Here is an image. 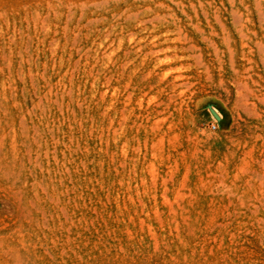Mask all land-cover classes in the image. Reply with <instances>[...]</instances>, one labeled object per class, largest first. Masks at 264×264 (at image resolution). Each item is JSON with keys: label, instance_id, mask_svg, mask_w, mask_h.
I'll use <instances>...</instances> for the list:
<instances>
[{"label": "rangeland", "instance_id": "1", "mask_svg": "<svg viewBox=\"0 0 264 264\" xmlns=\"http://www.w3.org/2000/svg\"><path fill=\"white\" fill-rule=\"evenodd\" d=\"M0 264H264V0H0Z\"/></svg>", "mask_w": 264, "mask_h": 264}, {"label": "water", "instance_id": "2", "mask_svg": "<svg viewBox=\"0 0 264 264\" xmlns=\"http://www.w3.org/2000/svg\"><path fill=\"white\" fill-rule=\"evenodd\" d=\"M208 108L211 112V114L216 118V119H220L219 115L217 114V112L213 109V107L211 105H208Z\"/></svg>", "mask_w": 264, "mask_h": 264}, {"label": "built area", "instance_id": "3", "mask_svg": "<svg viewBox=\"0 0 264 264\" xmlns=\"http://www.w3.org/2000/svg\"><path fill=\"white\" fill-rule=\"evenodd\" d=\"M211 127L214 129L216 127V125L212 124Z\"/></svg>", "mask_w": 264, "mask_h": 264}]
</instances>
